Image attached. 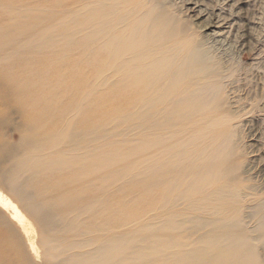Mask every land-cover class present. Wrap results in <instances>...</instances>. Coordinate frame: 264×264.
Here are the masks:
<instances>
[{
    "label": "bare ground",
    "instance_id": "bare-ground-1",
    "mask_svg": "<svg viewBox=\"0 0 264 264\" xmlns=\"http://www.w3.org/2000/svg\"><path fill=\"white\" fill-rule=\"evenodd\" d=\"M190 28L167 0H0V264H264Z\"/></svg>",
    "mask_w": 264,
    "mask_h": 264
},
{
    "label": "rangeland",
    "instance_id": "rangeland-1",
    "mask_svg": "<svg viewBox=\"0 0 264 264\" xmlns=\"http://www.w3.org/2000/svg\"><path fill=\"white\" fill-rule=\"evenodd\" d=\"M167 3L174 4V9L188 20L194 41L210 52L223 71L225 115L237 117L233 122L237 143L231 164H240L242 173L264 190V0ZM105 111V115L110 114V110Z\"/></svg>",
    "mask_w": 264,
    "mask_h": 264
}]
</instances>
